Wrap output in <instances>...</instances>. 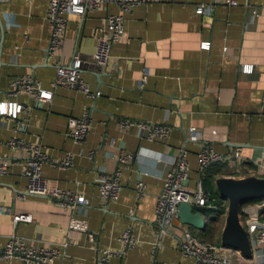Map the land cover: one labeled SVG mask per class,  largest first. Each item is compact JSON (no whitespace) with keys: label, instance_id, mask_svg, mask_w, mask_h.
I'll return each instance as SVG.
<instances>
[{"label":"crops","instance_id":"1","mask_svg":"<svg viewBox=\"0 0 264 264\" xmlns=\"http://www.w3.org/2000/svg\"><path fill=\"white\" fill-rule=\"evenodd\" d=\"M210 1L168 0L134 7L123 16L122 37L111 44L103 67L86 58L93 53L96 28L106 14L117 11L116 6L109 3L82 16L68 15L60 55L66 62L75 50L82 60V79L99 96L89 100L76 89L54 87L50 100L38 105L27 94L11 97L7 92L14 77L28 75L47 88L54 76L52 61L45 56L47 0H0V102L15 101L27 112L25 119L22 113L16 119L0 115V163L8 162L0 172V247L12 233L32 246L57 245L73 217L85 223L92 239L79 235L53 264H95L93 247L120 251L117 238L126 228L134 245L110 257L107 264H148L155 241L153 257L160 264H195L179 252L172 234H159L154 224L155 197L177 150L186 151L188 191L194 190L197 179L210 180L202 186L212 194L211 207H204L210 209L204 210L208 227L225 215V202L213 186L215 178L264 177V0H236V6L218 4L207 14L194 13L195 5ZM245 5L257 11L251 23L246 22ZM200 42H208V48L201 49ZM244 65L251 71L241 72ZM143 69L147 75L141 86ZM84 109L89 128L83 141L73 142L64 134L66 119L80 116ZM117 118L163 123L169 130L163 140L148 141L133 128L118 129ZM190 126L198 129V137H186ZM11 136L43 149L42 177L50 188L81 194L88 201L82 216L47 198L15 196L24 185L26 155L7 148ZM202 145L220 153L237 149L248 171L232 163L212 164L199 174L196 153ZM117 153H131L132 159L120 168L117 199L103 202L94 179L114 169ZM65 154L70 165L57 168L54 164ZM137 182L142 184L140 196L134 188ZM263 201L250 208L249 202L242 204L241 214L249 219L247 214L254 212L264 223L258 217ZM11 214H28L30 220L13 226ZM263 253L264 246L258 247L246 259L233 251L229 264H264ZM0 264L25 263L9 258L0 259Z\"/></svg>","mask_w":264,"mask_h":264},{"label":"built area","instance_id":"2","mask_svg":"<svg viewBox=\"0 0 264 264\" xmlns=\"http://www.w3.org/2000/svg\"><path fill=\"white\" fill-rule=\"evenodd\" d=\"M168 0H47L44 12V19L48 27V39L45 56L50 58L54 68V76L47 88H43L38 81L28 75L14 77L9 81L8 96H15L19 93L29 95L35 104L41 105L51 98V91L54 87H64L76 89L87 99L94 100L99 96L98 90H91L80 75L81 58L72 50L68 60L64 62L60 55V48L63 42V31L67 16L70 14L82 16L85 12L93 10L104 4H114L117 11L106 14L102 23L95 30V47L89 56V62L96 67H103L109 59L111 44L118 42L123 34V16L129 13L134 7L151 2H166ZM236 6V0H211L208 4L199 3L194 6V13L207 14L214 5ZM245 8L248 7L245 5ZM246 22L251 23L257 15L255 8L249 7L247 10ZM201 49L208 48V42H200ZM250 66H242L241 72H250ZM146 70H142L139 77V85L146 81ZM22 113L25 119L27 112L23 107L15 102H0V115L9 119H16ZM88 110L84 109L78 117H68L66 119L65 136L73 142H81L85 138L89 128ZM115 125L118 129L127 130L133 128L136 135L145 140H163L169 130V126L163 123L135 121L128 118H117ZM199 136V131L193 126L187 128L186 137L195 138ZM8 149L21 150L26 157L23 162L21 175L24 178L22 190L16 194L17 198L25 196L43 197L51 200L56 206L64 211L75 213L82 216L88 201L79 193L60 189L50 188L46 179L40 173L41 164L46 160L43 149L38 144L28 143L14 136L9 137L6 142ZM91 152H89L90 154ZM132 159L131 153H117L115 157V167L109 173H98L94 183L98 198L103 202L115 201L118 197L120 184V168L127 165ZM243 158L237 149L229 152L220 153L212 149L209 145H202L196 153V165L199 174L212 164H229L244 168ZM7 161L0 163V172L4 171ZM57 168L64 169L70 165L69 154L54 164ZM188 162L186 151L179 148L174 155L171 166L166 170L162 177V183L154 201V224L159 229V234L170 233L173 236L175 245L179 252L187 257L193 258L195 264H229L233 250L221 247L200 240L197 235L186 225H173L176 206L179 202L190 203L196 208H210L211 198L207 191L202 189L200 178L197 179L195 188L192 192L188 191L185 185L188 175ZM135 190L140 196L142 194V184L137 182ZM264 202V201H263ZM9 214V210H2ZM11 223L14 226L19 221H29L28 214H11ZM251 221L241 224L244 228L250 250L252 254L258 247L264 246V223L255 218L254 212L250 215ZM173 230V231H172ZM195 231V229H194ZM85 234L86 238L92 239V235L86 232L85 223L82 220L71 217L68 220L65 238L57 245L32 246L23 238L10 234L4 244L0 247V259L16 258L25 264H53V261L63 255V249L70 242H76L79 235ZM121 245V250L111 252L96 246L93 247L95 264H107L110 257L120 256L121 253L131 248L134 237L131 231L126 228L122 230L117 238ZM156 241L151 247V255L148 264H160L154 257ZM264 255V253H263Z\"/></svg>","mask_w":264,"mask_h":264},{"label":"water","instance_id":"3","mask_svg":"<svg viewBox=\"0 0 264 264\" xmlns=\"http://www.w3.org/2000/svg\"><path fill=\"white\" fill-rule=\"evenodd\" d=\"M0 36H2L1 22ZM88 60L89 57L86 58V61ZM213 186L218 198L225 201V215L219 233V245L238 252L243 258L250 259L252 252L246 232L239 222V208L251 200H264V177L220 176L213 180ZM175 217L178 223L186 224L197 231H202L206 225L201 212L187 202L177 203Z\"/></svg>","mask_w":264,"mask_h":264},{"label":"rangeland","instance_id":"4","mask_svg":"<svg viewBox=\"0 0 264 264\" xmlns=\"http://www.w3.org/2000/svg\"><path fill=\"white\" fill-rule=\"evenodd\" d=\"M211 193V192H210ZM225 202V201H224ZM256 203V202H255ZM255 203H250L251 205H249V208L252 207V205H254ZM247 206V205H246ZM244 210H245V206H244ZM253 212H249L247 214V216L249 217L248 218H244L243 214H241V216L239 217V222L240 224H244L246 222H249L251 221L252 219H250V215L252 214ZM223 219H220L218 221H216L215 223H212L210 224V228H209V231L205 234V236L203 237H200L202 240L206 241V242H213L215 243L216 240L219 239V233H220V230L222 228V225H223Z\"/></svg>","mask_w":264,"mask_h":264},{"label":"trees","instance_id":"5","mask_svg":"<svg viewBox=\"0 0 264 264\" xmlns=\"http://www.w3.org/2000/svg\"><path fill=\"white\" fill-rule=\"evenodd\" d=\"M210 180H206L204 178L201 179V185L202 186H206L207 183H209ZM209 194V199L211 198V193H208ZM249 203H255V202H260V201H257V200H251V201H248ZM247 203V202H245ZM196 210H199L201 212V214L203 215V217L205 218V211L204 210H210V209H206V208H196ZM241 206L239 208V217L241 216ZM258 217L262 220H264V206L262 207V209L259 211L258 213ZM209 228L207 225H205V228L202 230V231H196V235L197 237L202 240L200 237H203L205 236V234L209 231ZM204 241V240H203ZM210 243H213V242H210ZM219 243V240H216L215 244H218Z\"/></svg>","mask_w":264,"mask_h":264}]
</instances>
